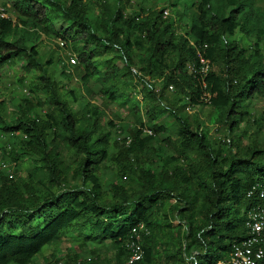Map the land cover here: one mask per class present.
<instances>
[{
	"label": "trees",
	"instance_id": "trees-1",
	"mask_svg": "<svg viewBox=\"0 0 264 264\" xmlns=\"http://www.w3.org/2000/svg\"><path fill=\"white\" fill-rule=\"evenodd\" d=\"M7 1L0 0V70L21 61L31 96L11 120L3 119L0 100V134L10 140V160L33 164L25 178L0 173V264H30L61 238L71 251L44 264H122L135 235L142 250L135 264L228 258L246 237V214L264 205V110L255 115L246 106L264 101L261 7L197 0L190 14L182 12L188 24L178 34L163 8L134 9L130 0ZM58 19L66 26L56 29ZM235 31L238 40L227 41ZM41 37L63 41L74 54L79 89L52 80L54 63L62 77L71 72L59 55L39 53ZM197 53L208 62L203 77ZM78 90L86 97L80 108ZM111 104L126 108L131 128L108 154L114 124L103 115ZM186 106L207 107L205 122L225 127L223 140L212 142ZM164 113L173 128L154 122ZM143 117L151 135L143 134ZM107 163L116 182L104 191L99 170Z\"/></svg>",
	"mask_w": 264,
	"mask_h": 264
},
{
	"label": "rangeland",
	"instance_id": "rangeland-1",
	"mask_svg": "<svg viewBox=\"0 0 264 264\" xmlns=\"http://www.w3.org/2000/svg\"><path fill=\"white\" fill-rule=\"evenodd\" d=\"M131 1L133 2L132 5L134 6V9H136V7H139V6L142 8H151V7H154L155 9L163 8V11H165L167 15L164 16L162 14V16L167 17L170 20L174 21L176 29H177L176 32L178 34H183V32L186 31L187 24H188V19L186 17L187 14L182 15L183 14L182 12L190 14V12H192L194 8V6L192 8H190V6L195 5L197 2V0H131ZM235 1H236L235 2L236 4H240V3L246 4L249 0H235ZM252 1H254L255 5L261 7V9L264 12V0H252ZM10 2L11 1L8 0L6 4L7 3L9 4ZM88 15L93 16L94 10L89 9ZM65 26L66 25L61 20L58 19L55 21L56 29L63 28ZM226 39L227 41L238 40L237 32L235 31L233 36L227 37ZM41 40L43 41V43L38 46L39 53L49 54L51 52L53 57H55L56 59L58 58L57 56L59 55L61 62H62L63 56H64V50L56 49L54 47L55 42H49L47 40H44L43 37H41ZM52 49H53V52L51 51ZM43 58L46 59V55H44ZM115 63L117 64V66L121 67V63L119 62V60L115 59ZM21 65H22L21 61H17L16 65L9 66V67H3L0 70V100L4 102V111L2 112V117L5 120H9V119L11 120L16 116L17 114L16 106L19 105L20 100L23 99L25 95H28L26 96L27 98L31 96V94H27V91H28L27 88H28V85L31 79H30V76L24 75L23 71L21 70ZM68 70L69 72L70 70L73 72V68L72 69L69 68ZM51 71H52V76H51L52 80H56L58 84L68 89L78 88L76 78L72 74V72L67 73L65 78L62 77L59 74L60 70L58 68V65H56L55 63L52 65ZM20 76H23V80L21 84H18L16 80ZM156 85L158 84H156L155 82V86ZM78 95L80 98H83L82 100H79L77 103L80 108V106L86 103V99H85L86 97L82 96L81 90H78ZM165 95L170 96L171 91L167 89L165 92ZM94 100H96L97 104H100V101L98 98ZM75 106H73V108H76ZM246 106L250 112L255 113L256 115L260 111L264 110V101L247 100ZM183 110L185 111L186 116L197 117L198 122H201L203 127L207 128L212 142L217 144L218 142L223 140L225 136V127L221 125H218V127H216V125H209L205 122L207 117L210 116L211 114L210 110L207 107L190 108L186 106ZM36 112L38 114L42 113L40 109L37 110ZM126 113H127V110L125 107L119 108L116 104H111L108 110H106V113L103 115V120H106V119L111 120L114 124V127L110 131L108 144H106L105 146L108 154H111L114 151L110 143L112 141H116L117 143H119L118 145H121L122 144L121 138L126 137L129 129L131 128V126H129L126 123V121L123 120ZM143 122L145 123L144 117H143ZM154 122L164 123L166 128H169V129L174 127V121L166 113L160 116H157L154 119ZM242 127L243 125H240V128ZM145 131H149L150 133L152 132L151 124H146L143 128V134L147 135ZM250 132H251V129L248 131V134H250ZM157 136L159 139H164L166 137V135L162 133H159ZM49 138L50 136H48V139ZM245 140L246 139L244 138L242 143H245L246 142ZM259 140H262L261 137L259 138ZM5 144L10 145L11 143L8 138V135L1 133L0 134V161L7 160V162L6 161L4 162L9 167L13 168L14 170L13 173L15 172L14 177H16V179H18L19 176L21 178H25L26 170L30 169V167L33 164V161L32 160L27 161L25 159H22L21 162L19 161L14 162L13 160H10V157L8 156V153H7V149H5L7 147L4 146ZM105 167L108 169H106ZM105 167H104L105 169L103 168L99 170L100 172L99 182L101 184L102 190L104 191L108 190L112 183L116 182V179H114L112 176L109 175V172L112 169V167H110V164L107 163ZM124 182L125 180L122 179L121 181H119V184H123ZM177 224H178L177 220L171 221L172 226H176ZM15 232L18 233V230L15 229ZM70 245L71 244L68 241L66 242L65 239L61 238V240L53 244H50L47 247L46 246L43 247L41 251L35 256V258L32 259L30 264H44L43 258L49 255H54L58 260L61 261L64 258L66 252L69 250L68 247H70V251H71L72 248Z\"/></svg>",
	"mask_w": 264,
	"mask_h": 264
},
{
	"label": "built area",
	"instance_id": "built-area-1",
	"mask_svg": "<svg viewBox=\"0 0 264 264\" xmlns=\"http://www.w3.org/2000/svg\"><path fill=\"white\" fill-rule=\"evenodd\" d=\"M165 16L167 13L162 12ZM4 17L3 14H0ZM55 44L59 49L64 50L65 57L63 58V63L66 67H70L76 64V59L74 54L70 51L64 49L65 43L61 40H56ZM198 58V73L201 77L207 72L208 62L197 53ZM189 72H194L192 66H188ZM68 71V70H67ZM204 86V85H203ZM171 91V87H167ZM158 89H155L157 92ZM28 96V95H27ZM206 97V95H203ZM147 135L151 133L145 131ZM13 168L9 167L4 161H0V173H4L8 179L13 178ZM244 228L246 230V237L239 242L233 243L231 253L228 258L218 261L216 264H264V205L257 206L251 209L246 214V220L244 222ZM139 230H143L142 226L138 227ZM135 241L130 242L127 247L130 250V255L125 258L122 264H135L142 258V250L138 242V236L135 235Z\"/></svg>",
	"mask_w": 264,
	"mask_h": 264
},
{
	"label": "crops",
	"instance_id": "crops-1",
	"mask_svg": "<svg viewBox=\"0 0 264 264\" xmlns=\"http://www.w3.org/2000/svg\"><path fill=\"white\" fill-rule=\"evenodd\" d=\"M130 2L133 4V2L130 0ZM174 22V21H173ZM175 24V23H174ZM5 67H9V66H5ZM72 69V66H70V67H66V69L68 70V69ZM69 71V70H68ZM70 72H71V70H70Z\"/></svg>",
	"mask_w": 264,
	"mask_h": 264
}]
</instances>
